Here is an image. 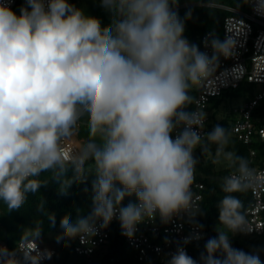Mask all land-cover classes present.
<instances>
[{
    "label": "clouds",
    "instance_id": "obj_1",
    "mask_svg": "<svg viewBox=\"0 0 264 264\" xmlns=\"http://www.w3.org/2000/svg\"><path fill=\"white\" fill-rule=\"evenodd\" d=\"M100 4L110 14L107 25L69 0H25L19 15L0 0V202L8 212L19 210L50 182L66 194L91 176L90 211L78 210L75 220L63 216L57 243L79 238L89 244L113 219L131 239L157 217L166 224L181 214L190 221L202 214L192 190L195 152L215 146L213 162L234 169L222 180L225 195L217 204L224 230L217 226L198 259L185 245L202 234L185 237L165 264H264L258 252L231 244V236L253 231L234 193L264 187V176L257 178L228 150L224 126L203 131L205 114L190 107L192 89L216 75L221 57L234 56L235 40L210 33L205 47L212 54L201 51L185 36L192 11L181 18L178 0ZM255 10L264 15V0H256ZM82 125L87 137L66 151ZM45 173L50 179L40 178ZM48 220L54 227L53 213ZM43 231L37 221L21 240L37 242ZM51 256L38 246L0 247V264H41Z\"/></svg>",
    "mask_w": 264,
    "mask_h": 264
},
{
    "label": "trees",
    "instance_id": "obj_2",
    "mask_svg": "<svg viewBox=\"0 0 264 264\" xmlns=\"http://www.w3.org/2000/svg\"><path fill=\"white\" fill-rule=\"evenodd\" d=\"M78 1V0H76ZM243 3L244 0H180L178 7L187 5L186 7H180L176 10L179 16L183 18L188 10L192 11V19L186 21L185 36L192 43L200 45V40L203 35L207 33H214L216 37L222 35L223 22L228 12L214 6H207L208 4H221L235 7L237 3ZM25 5V0H18L14 12L19 15L20 8ZM86 8L93 10L92 16L98 17L102 25L110 23V14L101 7L100 0H90ZM253 88H245L233 92H226L222 96L215 98L212 101L210 111L212 112V120L210 123V129L213 125L219 123L224 126L230 133V143L228 150L235 153L236 156L242 157L248 167L260 164L264 159V141L258 137H255L251 144L247 145L239 141L232 134L233 124V109L225 106L228 99H234L242 97L244 102L249 101L252 98ZM197 87L193 88L191 95L194 98L197 96ZM194 101L190 107L194 108ZM243 102V103H244ZM86 127V126H85ZM83 128V125L80 129ZM255 150L257 152L253 162H250V152ZM211 158H207L208 153L201 155L200 151L195 152V156L199 160L196 166L195 176L203 180L205 183L204 200L202 202V214L197 215L195 220L198 224L202 225L203 229L212 237L217 235V226L223 229V226L218 225V208L217 204L220 199L225 195L221 190V184L224 177H227L233 168L224 167L217 169V164L214 163L215 159V146H212ZM43 179H50V174L45 173L40 177ZM94 177H89L86 183L78 184L73 183L67 190L66 194L59 192V186L54 182H50L46 187H42L35 195L30 194L26 203L15 211L8 212L6 205L0 202V242H6L8 250L17 249L18 244L22 241L21 236L30 231L37 221L42 223L43 234L39 242L46 245L49 243L47 236L56 231L60 227V220L66 214H70L72 219L75 220L78 214H86L91 209V182ZM85 189H88L86 192ZM243 203L242 209L244 215L250 202L252 200L250 192L234 193ZM130 201H135V196L127 197L124 200L126 205ZM38 208H42V211H38ZM53 213L56 218V224L54 227L49 225L48 215ZM264 236L247 235L237 233L231 236V244L234 248L243 249L246 252L256 251L258 252L260 259L264 262V242L262 239ZM31 239V238H29ZM191 242L187 244L189 249L188 254L195 259L199 258L200 253L204 250V243ZM45 242V243H44ZM67 243V246H65ZM76 239L72 241H63L61 244H55L57 251L56 255L49 261L51 264H165L160 262L154 257H150L145 262H139L138 256L135 250L130 247L124 240L117 227L111 233L110 239L102 247H100L95 254L90 258H83L77 255L75 252ZM49 262L45 264H49Z\"/></svg>",
    "mask_w": 264,
    "mask_h": 264
},
{
    "label": "built area",
    "instance_id": "obj_3",
    "mask_svg": "<svg viewBox=\"0 0 264 264\" xmlns=\"http://www.w3.org/2000/svg\"><path fill=\"white\" fill-rule=\"evenodd\" d=\"M12 10L18 0H8ZM249 11L243 12L236 7L208 4L227 11L229 14L223 22L221 41L232 37L236 43L235 54L232 58H220L219 67L216 75L207 80L202 86L197 87L195 96L194 110L198 109L205 114V127L203 131L210 129L212 112L210 107L215 98L222 96L226 92H233L242 87H252V98L244 102L242 106L233 109L232 134L244 144H251L255 137L264 141V15L256 10V0H251ZM210 32L203 35L200 40L201 51L212 54L211 48L205 47V41ZM256 89V90H255ZM77 144L76 140L69 141L66 151H71L72 146ZM257 152L251 150L250 162L256 157ZM264 156V155H263ZM257 178L264 176V159L260 164L249 167ZM234 172V171H233ZM231 172L229 175H232ZM228 175V176H229ZM205 183L195 176L192 190L199 199L196 203L202 207L204 200ZM251 195L250 206L245 212L248 226L253 229L247 235L264 236V187H257L255 190L248 189ZM200 225L196 220H189L186 214L174 217L169 223H161L157 217L153 222H146L138 226L133 238L129 239L122 234L118 219H113L107 228H99L98 234L92 238L91 243L81 244L76 238L75 252L83 258H90L96 251L110 239L115 227L122 234L125 242L136 251L139 262H145L150 257H154L160 262H165L167 254L175 251L177 243L183 242L184 238L200 232L202 238L192 242H201L208 239V233L203 229L197 228ZM168 243H165V240ZM38 246L40 251L45 249L52 253L51 259L56 255V248L44 245L32 239L21 241L17 249H35ZM0 247L7 248L6 242H0ZM187 253L189 249L185 245ZM51 259H43L41 264L49 262Z\"/></svg>",
    "mask_w": 264,
    "mask_h": 264
},
{
    "label": "rangeland",
    "instance_id": "obj_4",
    "mask_svg": "<svg viewBox=\"0 0 264 264\" xmlns=\"http://www.w3.org/2000/svg\"><path fill=\"white\" fill-rule=\"evenodd\" d=\"M180 0H178L179 2ZM70 3L74 4L76 7L78 8H82L85 11V14L87 15H91L93 14V10L91 8H86L87 4L90 2V0H69ZM249 3H246L243 5V3L239 2L235 5L236 8H238L239 10L243 11V12H248L249 11ZM239 5V6H238ZM187 5H183L180 7H186ZM178 7V8H180ZM219 39H221V36L218 37ZM256 90V89H255ZM243 98L239 97V98H234V99H228L225 103V106L231 108L234 106H242L243 105ZM87 137V128L85 126H83L82 129H80L79 133L77 134V136L74 138L77 142V144H79L83 139H85ZM212 156V152H209L208 155L206 156L207 158H211ZM215 157V156H214ZM226 167V164L224 162H220L217 164V169L219 168H224ZM61 228L59 227L56 231L51 232L47 238L49 240V243L46 242V245L48 246H55L56 244V236L61 233ZM42 241V240H41ZM63 241H61L60 243L57 244H61ZM264 242V238L262 239V243ZM45 243V242H44ZM49 264H51V262H49ZM93 264H97L93 263Z\"/></svg>",
    "mask_w": 264,
    "mask_h": 264
},
{
    "label": "water",
    "instance_id": "obj_5",
    "mask_svg": "<svg viewBox=\"0 0 264 264\" xmlns=\"http://www.w3.org/2000/svg\"><path fill=\"white\" fill-rule=\"evenodd\" d=\"M209 237H212V235H211V234H209V235H208V238H209Z\"/></svg>",
    "mask_w": 264,
    "mask_h": 264
}]
</instances>
